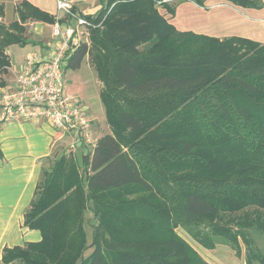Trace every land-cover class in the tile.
<instances>
[{
  "label": "trees",
  "instance_id": "obj_1",
  "mask_svg": "<svg viewBox=\"0 0 264 264\" xmlns=\"http://www.w3.org/2000/svg\"><path fill=\"white\" fill-rule=\"evenodd\" d=\"M99 3L84 16L90 44L66 68L88 59L110 133L81 165L63 154L43 171L24 215L41 239L5 248L1 264H210L178 228L203 249L264 264V44L179 32L167 0ZM18 16L55 21L28 3ZM22 31L0 23V87L4 50L24 44Z\"/></svg>",
  "mask_w": 264,
  "mask_h": 264
},
{
  "label": "crops",
  "instance_id": "obj_2",
  "mask_svg": "<svg viewBox=\"0 0 264 264\" xmlns=\"http://www.w3.org/2000/svg\"><path fill=\"white\" fill-rule=\"evenodd\" d=\"M69 1L83 16L93 17L101 8L99 0ZM22 3H28L54 19L57 17L62 23L67 22L64 13L58 12L56 0H0V23L9 28L17 22L23 29L21 36L25 41L22 45L11 44L4 50L10 66L7 73L2 75L5 85L0 88V94L16 88V75L28 56L46 55L52 49L49 44L55 45L51 37V23L33 19L20 21L18 8ZM204 3L201 7L191 0L180 1L175 6L174 16L166 14V19L179 32H191L219 40L238 37L264 44V7L243 9L215 0ZM84 64L82 62L80 68ZM86 66L94 71L93 67ZM95 77V84L100 91L96 72ZM81 97L74 104L90 120L92 135L97 137L101 131L110 133L106 119L101 115L104 107L101 109L99 105L91 103L88 97ZM68 143L74 144L69 146ZM92 148L76 137L53 129L44 120L0 123V264L5 248L23 247L41 239L37 230L24 225V215L34 198L43 171L50 170L53 162L63 154L75 157L81 165V157L89 154ZM202 250L205 255H213L216 264H245L243 250L240 256L225 245Z\"/></svg>",
  "mask_w": 264,
  "mask_h": 264
},
{
  "label": "built area",
  "instance_id": "obj_3",
  "mask_svg": "<svg viewBox=\"0 0 264 264\" xmlns=\"http://www.w3.org/2000/svg\"><path fill=\"white\" fill-rule=\"evenodd\" d=\"M59 18L50 24L52 49L43 56L30 55L16 75V88L0 94V123L44 120L62 133L78 138L86 146H94L91 122L66 94L65 68L69 55L81 43L80 29L87 31L91 23L69 0H56ZM87 33V32H84Z\"/></svg>",
  "mask_w": 264,
  "mask_h": 264
},
{
  "label": "rangeland",
  "instance_id": "obj_4",
  "mask_svg": "<svg viewBox=\"0 0 264 264\" xmlns=\"http://www.w3.org/2000/svg\"><path fill=\"white\" fill-rule=\"evenodd\" d=\"M167 1H168V3H170V5L175 7L178 4V1H183V0H167ZM205 1H207V0H205ZM215 1L218 2V3H229V2H226V1H222V0H215ZM204 4L205 3H203V5ZM243 9H245V8H243ZM159 11H160L161 14H164V12H163V10L161 8H159ZM165 17L167 18L168 15H165ZM84 32H87V33H84ZM80 33H81L80 39L82 41H87V44L89 45L90 44V41H89V37H90L89 28L87 29V31H85L83 28H81L80 29ZM83 62L86 65L88 64L90 67H92L87 58H85L83 60ZM85 64L81 68H77V69L65 68V85H66V88H67L68 95L71 98V100L75 99V100L72 101L73 103L78 102L77 101V100H79L78 98L82 99L81 96H83L84 98L86 96V97L89 98L91 103H93V104H95L97 106L99 105V107L101 109H103V106H102V104L100 102V99H99V90H98V88H97V86L95 84V79H96L95 72L93 70H90ZM101 85L102 84L100 82V87H101ZM84 101L86 102V99H84ZM101 111H102L101 112L102 117L105 118L103 110H101ZM108 133H109V131H105V132L101 131L97 137H94L92 135V140H93L94 144H96L98 142V140L103 138ZM77 143L80 144V142H77ZM68 144H69V146H71L74 143H71V144L68 143ZM67 155H69V154H67ZM85 217L88 219V217H90V213L87 212ZM90 223H93V220H91ZM86 232H87V237H88V243H90V241H91L90 240L91 229H90L89 226L86 227ZM177 233L182 238H184L199 253V255L204 260H206L210 264H216V262L213 260L214 259L213 255H212V257L210 255H205L203 253V250H202L203 248L200 247L195 242H193L180 228L177 229ZM91 251H92V248L88 249L86 251V255H88Z\"/></svg>",
  "mask_w": 264,
  "mask_h": 264
}]
</instances>
